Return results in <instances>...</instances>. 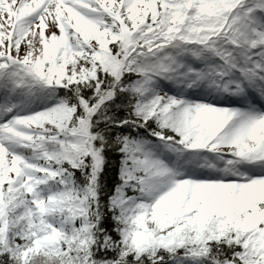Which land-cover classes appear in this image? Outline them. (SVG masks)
Returning a JSON list of instances; mask_svg holds the SVG:
<instances>
[{
    "label": "snow or ice",
    "instance_id": "snow-or-ice-1",
    "mask_svg": "<svg viewBox=\"0 0 264 264\" xmlns=\"http://www.w3.org/2000/svg\"><path fill=\"white\" fill-rule=\"evenodd\" d=\"M0 264H264V0H0Z\"/></svg>",
    "mask_w": 264,
    "mask_h": 264
}]
</instances>
